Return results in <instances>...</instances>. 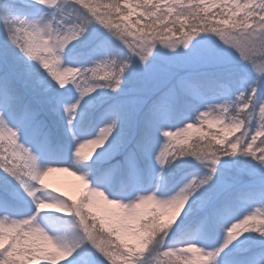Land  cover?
Returning <instances> with one entry per match:
<instances>
[{
  "label": "snow or ice",
  "instance_id": "1",
  "mask_svg": "<svg viewBox=\"0 0 264 264\" xmlns=\"http://www.w3.org/2000/svg\"><path fill=\"white\" fill-rule=\"evenodd\" d=\"M0 264H264V0H0Z\"/></svg>",
  "mask_w": 264,
  "mask_h": 264
},
{
  "label": "rangeland",
  "instance_id": "2",
  "mask_svg": "<svg viewBox=\"0 0 264 264\" xmlns=\"http://www.w3.org/2000/svg\"><path fill=\"white\" fill-rule=\"evenodd\" d=\"M46 182L49 183L52 188L60 192H64L68 195H75V178L67 173H52L46 177Z\"/></svg>",
  "mask_w": 264,
  "mask_h": 264
}]
</instances>
